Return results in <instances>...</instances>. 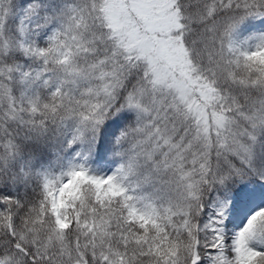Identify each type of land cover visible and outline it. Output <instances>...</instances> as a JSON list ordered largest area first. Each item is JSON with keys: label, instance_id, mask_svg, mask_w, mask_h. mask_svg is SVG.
Returning a JSON list of instances; mask_svg holds the SVG:
<instances>
[{"label": "snow or ice", "instance_id": "obj_1", "mask_svg": "<svg viewBox=\"0 0 264 264\" xmlns=\"http://www.w3.org/2000/svg\"><path fill=\"white\" fill-rule=\"evenodd\" d=\"M0 264H264V0H0Z\"/></svg>", "mask_w": 264, "mask_h": 264}]
</instances>
